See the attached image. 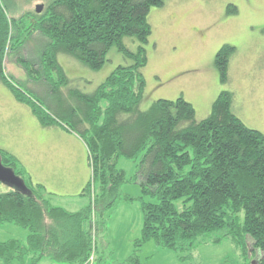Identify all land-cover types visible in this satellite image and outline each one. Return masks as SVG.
<instances>
[{"label": "trees", "instance_id": "1", "mask_svg": "<svg viewBox=\"0 0 264 264\" xmlns=\"http://www.w3.org/2000/svg\"><path fill=\"white\" fill-rule=\"evenodd\" d=\"M45 1L39 13L15 16L16 0H0V82L42 126L62 125L83 140L92 171V182L83 192L89 201L74 213L51 206L43 187L33 185L16 158L0 150L1 163L26 186L23 192L0 184V224L11 223L28 232L25 241H0V262L22 264L29 257L30 264L43 258L82 264L93 245L92 213L98 217L99 230L110 208L136 200L121 193L125 175L116 167L118 158L139 157L141 192L156 201L137 198L142 228L128 263L139 264L138 248L147 241L182 253L191 250L200 236L225 230L224 236L245 256L258 251L261 256L255 264H264V136L232 111V93H218L202 119L181 96L157 99L141 108L146 98L144 45L151 35L148 15L165 0ZM35 34L36 58H23L21 50ZM125 37L139 43L135 52L126 48ZM113 46L131 64L117 67L90 93L69 88L74 104L62 102V97L56 112L45 109L41 99L4 72L5 57L16 55L29 79L58 94L60 86L69 85L59 54L99 70ZM234 52V47L223 45L214 56L221 83L227 81ZM247 237L252 240L250 249Z\"/></svg>", "mask_w": 264, "mask_h": 264}, {"label": "rangeland", "instance_id": "2", "mask_svg": "<svg viewBox=\"0 0 264 264\" xmlns=\"http://www.w3.org/2000/svg\"><path fill=\"white\" fill-rule=\"evenodd\" d=\"M45 3V0H16L15 16L34 12L36 5L44 6ZM148 22L151 35L144 45L147 62L142 74L146 98L142 109L154 100H174L181 96L193 105L196 117L201 119L209 114L218 93L227 90L232 93V111L236 116L264 136V0H165L161 7L150 9ZM38 42L37 34L30 38L21 50L23 58H36ZM123 43L132 52L139 46L132 37L123 38ZM223 45L235 48L229 59L225 83L220 82L214 67V56ZM16 58L13 54L5 57V74L16 85L41 99L45 109L51 108L55 112L61 108L62 103L57 101L62 97L65 98L62 102L74 104L69 88L90 93L117 67L132 62L114 46L106 54V61L99 70L82 66L70 55L59 54L58 62L65 68L69 85L68 88L60 86L61 92L56 94L51 89L46 90L42 82L29 79ZM29 117L13 101L10 90L0 82L1 149H18V136L25 138L21 144L25 140L28 142L31 125H36L35 120ZM138 161L139 157L136 160L119 157L116 163L125 175L121 193L136 200L110 208L103 215L104 223L99 230L96 224L98 217L92 213L90 231L95 238L96 264H130L127 259L134 251V240L139 238L142 228L141 203L137 199L143 195L137 173ZM143 197L148 202L156 201L149 195ZM27 234L26 229L14 224H0V241H25ZM224 234L225 230H221L200 236L191 250L182 253L147 241L138 248L139 264L256 263L261 256L258 251L247 257ZM246 242L250 249L252 240L247 237ZM22 264H30L29 257ZM37 264L65 263L43 258Z\"/></svg>", "mask_w": 264, "mask_h": 264}, {"label": "crops", "instance_id": "3", "mask_svg": "<svg viewBox=\"0 0 264 264\" xmlns=\"http://www.w3.org/2000/svg\"><path fill=\"white\" fill-rule=\"evenodd\" d=\"M13 101L35 120L36 125H31L28 142L25 140L21 144L25 138L18 136V149L5 147L12 151L0 150L16 158L33 185L43 187L51 206L71 213L84 209L89 199L83 192L92 178L85 143L76 133L62 125L42 126L27 105L16 101L14 97Z\"/></svg>", "mask_w": 264, "mask_h": 264}, {"label": "water", "instance_id": "4", "mask_svg": "<svg viewBox=\"0 0 264 264\" xmlns=\"http://www.w3.org/2000/svg\"><path fill=\"white\" fill-rule=\"evenodd\" d=\"M42 8L43 5H36L35 11L39 13L41 12ZM0 184L8 188H11L13 190H19L23 192L26 190V186L23 179L17 176L11 168L5 167L1 163V158H0Z\"/></svg>", "mask_w": 264, "mask_h": 264}, {"label": "built area", "instance_id": "5", "mask_svg": "<svg viewBox=\"0 0 264 264\" xmlns=\"http://www.w3.org/2000/svg\"><path fill=\"white\" fill-rule=\"evenodd\" d=\"M92 241H93L92 249H91L89 255L87 256L86 260L82 264H95V261H96V247H95V238H94V236L92 237Z\"/></svg>", "mask_w": 264, "mask_h": 264}]
</instances>
